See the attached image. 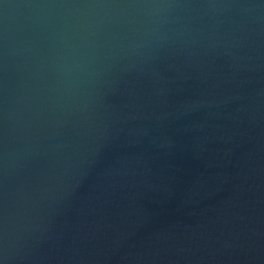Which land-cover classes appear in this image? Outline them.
<instances>
[{
	"label": "water",
	"instance_id": "95a60500",
	"mask_svg": "<svg viewBox=\"0 0 264 264\" xmlns=\"http://www.w3.org/2000/svg\"><path fill=\"white\" fill-rule=\"evenodd\" d=\"M0 264H264V0H0Z\"/></svg>",
	"mask_w": 264,
	"mask_h": 264
}]
</instances>
